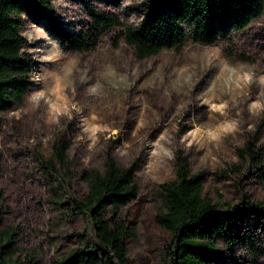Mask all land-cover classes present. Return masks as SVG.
Here are the masks:
<instances>
[{"label":"rangeland","instance_id":"obj_1","mask_svg":"<svg viewBox=\"0 0 264 264\" xmlns=\"http://www.w3.org/2000/svg\"><path fill=\"white\" fill-rule=\"evenodd\" d=\"M87 1L124 26L142 22L143 0H119L117 7L106 0ZM50 2L72 31L90 25L77 2ZM23 21L19 34L33 61L31 86L20 106L0 110V219L2 227L18 229L20 264H53L79 246L76 235L83 232L84 221L53 203L51 180L39 163L51 160L59 171L55 149L61 146L67 147L75 198L87 192L84 173L101 171L107 154L119 166L134 167L138 197L122 209V218L136 227L135 239L127 243L129 264L159 263L167 235L154 217L161 206L159 187L174 179L176 151L186 156L191 174L204 175L203 195L231 203L243 197L264 210V111H250L264 99L262 89L255 80L238 88L222 71L227 62L247 66L256 78L264 76V8L246 29L233 34L232 45L223 40L213 46L189 44L180 53L163 51L147 60H137L122 40L113 46L122 28L103 34L94 51L74 55L46 32L47 21L25 15ZM231 51L234 56L227 58L225 52ZM37 93L45 94L39 104L32 101ZM205 101L226 105L225 115L212 112ZM50 106L70 112L71 118L62 115L52 122ZM225 120H236L238 130L211 140L207 133ZM93 124L106 129L95 140L84 131ZM241 232L253 236L260 248L258 264H264V218L247 213ZM224 252L225 260L214 264H249L247 249L235 256Z\"/></svg>","mask_w":264,"mask_h":264},{"label":"trees","instance_id":"obj_2","mask_svg":"<svg viewBox=\"0 0 264 264\" xmlns=\"http://www.w3.org/2000/svg\"><path fill=\"white\" fill-rule=\"evenodd\" d=\"M70 1L77 2L91 22L80 32L61 23L50 0H0V110L20 106L31 86L33 61L24 52L26 41L19 34L23 15L47 21L46 32L64 52L74 55L94 51L103 34L122 28L112 38L113 46L122 40L137 60H147L163 51L180 53L189 44L213 46L223 40L232 45L233 34L246 29L264 8V0H143V19L134 27L98 12L87 0ZM106 2L119 5V0ZM225 56L232 58L234 54L225 52ZM66 149H55L59 171L51 160L39 163L51 180L53 203L67 216H80L84 230L76 235L79 246L53 264H129L127 243L135 239L136 227L122 218V209L138 197L134 167L119 166L107 154L101 171L84 173L87 192L75 198L68 179ZM240 152L242 157L249 149ZM174 166V179L159 187L161 206L154 217L167 235L157 254L158 264H214L225 260L224 249L231 256L247 249L248 263L258 264L260 248L241 227L247 213L264 218V210L243 197L239 203H231L203 195L204 175L190 173L181 151L175 152ZM17 234L14 226L2 227L0 219V264H20Z\"/></svg>","mask_w":264,"mask_h":264},{"label":"clouds","instance_id":"obj_3","mask_svg":"<svg viewBox=\"0 0 264 264\" xmlns=\"http://www.w3.org/2000/svg\"><path fill=\"white\" fill-rule=\"evenodd\" d=\"M29 39H31V36H29ZM247 66L241 65L239 68L230 66L227 62L224 63L222 71L228 74L227 78L228 81L235 84L236 87H240L241 85H251L254 80L256 83L259 84L261 91V97L264 98V76H260L258 78L255 77V74L252 70H245ZM92 93L96 92V88L93 87L91 89ZM45 99L44 93H37L34 94L32 97V101L36 104H39L41 100ZM205 103H208L210 106V109L214 113H219L221 116L225 115V108L226 105H213L211 101H205ZM256 110H262L264 111V99L261 101H258L257 103L251 105L250 111L253 112V114H257ZM50 113H51V120L54 123L59 122V117L62 115H68L69 119L71 118V114L68 111H61L57 108H53L50 106ZM93 120L95 117L92 118ZM106 129L96 126L95 124L91 126H86L84 128L85 133L89 134L90 139L95 140L97 133L103 132ZM238 130V122L236 120H225L221 125H219L216 129L211 130L207 133L208 137L215 141L220 137V134L222 133H234ZM162 139V138H161ZM165 156H168L169 159H171V154L168 152L163 153Z\"/></svg>","mask_w":264,"mask_h":264}]
</instances>
